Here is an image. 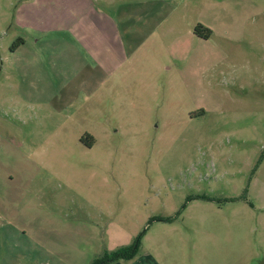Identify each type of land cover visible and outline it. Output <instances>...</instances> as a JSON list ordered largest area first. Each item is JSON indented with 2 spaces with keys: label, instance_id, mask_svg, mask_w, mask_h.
<instances>
[{
  "label": "rangeland",
  "instance_id": "1",
  "mask_svg": "<svg viewBox=\"0 0 264 264\" xmlns=\"http://www.w3.org/2000/svg\"><path fill=\"white\" fill-rule=\"evenodd\" d=\"M21 1L0 0V231L41 229L68 264L138 237L158 264H223L227 246L261 264L264 0H185L136 75L100 84L60 62L36 92L11 53L30 38L13 26Z\"/></svg>",
  "mask_w": 264,
  "mask_h": 264
},
{
  "label": "crops",
  "instance_id": "2",
  "mask_svg": "<svg viewBox=\"0 0 264 264\" xmlns=\"http://www.w3.org/2000/svg\"><path fill=\"white\" fill-rule=\"evenodd\" d=\"M183 1L185 0H22L15 8L13 26L30 38L20 39L18 47L11 50L12 54L19 53L21 59L20 82L21 79L24 83L30 81V86H34L36 92L38 84L46 80L47 86H50L46 89L52 90L54 83L48 78L51 75L53 79V75L64 73L60 62L65 63V67L77 69L81 75H94V79L100 77V84L107 83L115 76L119 77L121 73L130 77L136 75L142 67L138 62L147 56L146 53L149 55L152 52L151 45L156 32L159 33L175 10L171 6H180ZM198 26L209 30L207 26ZM170 29L166 27V31L155 38L158 40L159 50L164 48L161 43H164L166 34L170 35ZM180 39L179 37L178 41ZM180 46L179 41L178 50ZM176 55L179 56V52ZM160 70L168 72L170 67L160 65ZM24 87L26 86L22 85ZM14 232L18 234L11 235ZM0 233L4 241L9 236H18L24 242L30 236L39 237L34 244L25 242L12 247L3 244L0 250L3 260L0 264H68L69 261L65 259L72 258L69 248L60 250L54 244L44 246L40 239L44 236L41 229ZM60 251H63V256ZM139 254L130 261L113 264L159 263L148 253L141 259L137 258ZM223 254V264H236L234 260H229L235 258L231 247L223 249ZM245 257L250 262V256ZM239 263L247 262L239 259Z\"/></svg>",
  "mask_w": 264,
  "mask_h": 264
},
{
  "label": "trees",
  "instance_id": "3",
  "mask_svg": "<svg viewBox=\"0 0 264 264\" xmlns=\"http://www.w3.org/2000/svg\"><path fill=\"white\" fill-rule=\"evenodd\" d=\"M194 34L202 39H209L210 32L207 29L197 26L194 30ZM18 44L15 45V48ZM140 248V237L136 239L134 243L129 246L122 247L113 252L104 251L103 254L94 260L90 264H113L118 261H130L135 258Z\"/></svg>",
  "mask_w": 264,
  "mask_h": 264
}]
</instances>
